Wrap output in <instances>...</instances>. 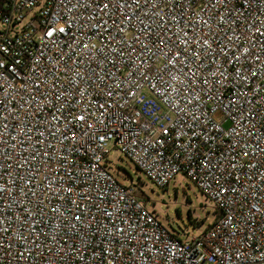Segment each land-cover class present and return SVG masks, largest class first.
Returning a JSON list of instances; mask_svg holds the SVG:
<instances>
[{
    "label": "built area",
    "instance_id": "2783aa9c",
    "mask_svg": "<svg viewBox=\"0 0 264 264\" xmlns=\"http://www.w3.org/2000/svg\"><path fill=\"white\" fill-rule=\"evenodd\" d=\"M0 21V264H264V0H0ZM113 148L217 218L181 239Z\"/></svg>",
    "mask_w": 264,
    "mask_h": 264
},
{
    "label": "rangeland",
    "instance_id": "374dc122",
    "mask_svg": "<svg viewBox=\"0 0 264 264\" xmlns=\"http://www.w3.org/2000/svg\"><path fill=\"white\" fill-rule=\"evenodd\" d=\"M26 15L28 18L31 12ZM19 27L17 26L16 29ZM216 117H220L219 113ZM105 163L118 181L132 185L136 194L146 203L147 208L155 213L164 226L181 239L199 235L218 215L212 203L182 173L175 175L165 187H159L117 148L112 149ZM191 218L201 223L200 226H194Z\"/></svg>",
    "mask_w": 264,
    "mask_h": 264
},
{
    "label": "trees",
    "instance_id": "16d2710c",
    "mask_svg": "<svg viewBox=\"0 0 264 264\" xmlns=\"http://www.w3.org/2000/svg\"><path fill=\"white\" fill-rule=\"evenodd\" d=\"M216 212H217V210H216ZM216 218H217V217H216ZM190 220H191V222H192V224H193L194 226H200V224H201V223L195 222L194 219H192V218H191ZM211 223H212V222H211ZM211 223H210V224H211ZM210 224H208V225L204 228V230H205ZM204 230H203V231H204Z\"/></svg>",
    "mask_w": 264,
    "mask_h": 264
}]
</instances>
